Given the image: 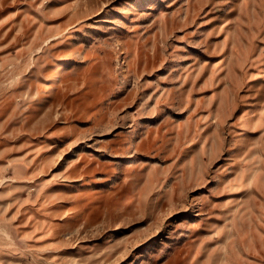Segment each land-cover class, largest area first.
<instances>
[{"label": "rangeland", "instance_id": "obj_1", "mask_svg": "<svg viewBox=\"0 0 264 264\" xmlns=\"http://www.w3.org/2000/svg\"><path fill=\"white\" fill-rule=\"evenodd\" d=\"M0 264H264V0H0Z\"/></svg>", "mask_w": 264, "mask_h": 264}]
</instances>
